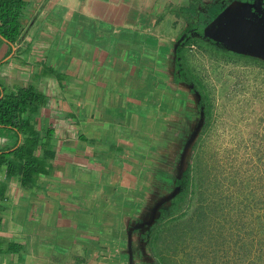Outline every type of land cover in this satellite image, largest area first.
I'll use <instances>...</instances> for the list:
<instances>
[{"label":"crops","instance_id":"obj_1","mask_svg":"<svg viewBox=\"0 0 264 264\" xmlns=\"http://www.w3.org/2000/svg\"><path fill=\"white\" fill-rule=\"evenodd\" d=\"M23 2L0 99L33 88L44 104L0 128V264H155L148 235L200 107L179 54L194 0ZM28 145L25 183L28 161L3 154Z\"/></svg>","mask_w":264,"mask_h":264},{"label":"rangeland","instance_id":"obj_2","mask_svg":"<svg viewBox=\"0 0 264 264\" xmlns=\"http://www.w3.org/2000/svg\"><path fill=\"white\" fill-rule=\"evenodd\" d=\"M212 3L197 4L184 31V41L196 43L183 45L182 65L209 110L199 107L194 135L185 142L182 168L191 164L192 185L164 193L148 235L155 264H264V59L226 54L194 34ZM240 4L256 2L231 0L227 7Z\"/></svg>","mask_w":264,"mask_h":264},{"label":"trees","instance_id":"obj_3","mask_svg":"<svg viewBox=\"0 0 264 264\" xmlns=\"http://www.w3.org/2000/svg\"><path fill=\"white\" fill-rule=\"evenodd\" d=\"M206 1L208 0H194V5H200L205 3ZM230 2L231 0L225 3L213 0V3L207 8L206 12L200 15L199 24H197L196 27L192 26L194 28V34L202 35L204 28L219 16V14L227 8ZM24 6L25 3L23 2V0H0V36L11 44H13L20 35V18ZM190 43H196V41L190 39V41H184L183 45H188ZM216 45L222 47L225 50L226 54L229 55L231 54L240 57L251 56L248 54H238L232 52L217 43ZM184 47L186 46H182V48L179 49L180 58L182 59H184ZM183 69L185 72L186 68L184 66ZM186 80L191 84H194L193 81H195V78H193L192 75L188 74ZM194 89L200 96V106L202 107L201 110H203L204 113H207L209 109L207 107L206 110L205 107L203 108V105H205V101L207 99L206 94L202 89H200V87H195ZM43 104L44 98L33 88H17L13 93L7 94L2 99H0V128L11 129L20 132L21 126L18 125L17 122L18 116L27 111H34ZM30 150L31 148L29 147V145L26 147L21 146L11 153L3 154V156L5 157L15 155L21 160L28 161L25 166L26 171L24 172L25 183L29 182L32 177L35 176L39 171V169L37 168L38 161L35 158L31 157ZM192 161L193 158L191 159V163ZM191 168L192 166L191 164H189L187 169L184 171L182 178L176 182V186L180 188V191L187 190L189 185H192V176L190 175ZM153 256L154 258H157L156 255ZM157 264L160 263L158 262Z\"/></svg>","mask_w":264,"mask_h":264},{"label":"water","instance_id":"obj_4","mask_svg":"<svg viewBox=\"0 0 264 264\" xmlns=\"http://www.w3.org/2000/svg\"><path fill=\"white\" fill-rule=\"evenodd\" d=\"M254 4L227 7L203 31L206 38L238 53L264 59V22L252 16Z\"/></svg>","mask_w":264,"mask_h":264},{"label":"flooded vegetation","instance_id":"obj_5","mask_svg":"<svg viewBox=\"0 0 264 264\" xmlns=\"http://www.w3.org/2000/svg\"><path fill=\"white\" fill-rule=\"evenodd\" d=\"M254 2H256L255 6H254V8H256V10L254 11L252 9V13L251 14H252V16H254V18L261 19L264 22V1H256V0H254Z\"/></svg>","mask_w":264,"mask_h":264}]
</instances>
